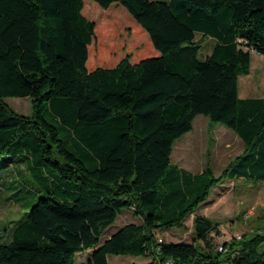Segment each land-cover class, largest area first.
Masks as SVG:
<instances>
[{"label": "trees", "instance_id": "16d2710c", "mask_svg": "<svg viewBox=\"0 0 264 264\" xmlns=\"http://www.w3.org/2000/svg\"><path fill=\"white\" fill-rule=\"evenodd\" d=\"M91 1L0 0V163L18 156L26 174L18 173L39 194L0 230V264H75L88 249L79 264H112L109 254L145 264H264L262 235L215 248L216 223L195 214L224 180L264 181V97L238 95L251 53L264 57V0ZM112 4L148 44L100 51L98 27L123 23L108 16ZM204 38L213 47L199 59ZM25 96L29 114L4 99ZM198 114L243 142L219 175L209 162L198 172L171 162ZM124 209L141 222L101 241ZM191 215L192 241L160 238Z\"/></svg>", "mask_w": 264, "mask_h": 264}, {"label": "rangeland", "instance_id": "374dc122", "mask_svg": "<svg viewBox=\"0 0 264 264\" xmlns=\"http://www.w3.org/2000/svg\"><path fill=\"white\" fill-rule=\"evenodd\" d=\"M87 1L90 5L94 3L91 0ZM112 6L113 9L108 12V16L112 17L113 12L119 14V19L123 23L112 20L98 27L100 51L108 55L134 50L139 44H148L145 34L140 30L137 33L136 27L131 22H126V16L125 19L123 18L121 9L124 8L119 4H112ZM126 13L130 15L127 11ZM129 27L132 28L130 35L132 39H129L127 32ZM137 38L138 41H136ZM198 38L200 34H197ZM212 47V39L204 38L198 53L199 59H204L211 52ZM238 95L242 98L264 97V57L262 55L256 52L251 53L250 71L248 74L239 76L238 79ZM4 99L18 113L29 114L31 111V99L28 96ZM243 147L242 140L232 129L219 122L210 124L207 116L198 114L193 120L192 129L175 140L171 162L191 172L200 171L209 162L214 174L219 175L224 167L242 152ZM21 162L18 156L1 159L0 230L6 226L9 227L24 216V211L29 210L39 196L30 187V183L18 173L19 169L24 175L26 174L24 165H18ZM15 191L17 196L22 197V201L15 200ZM195 214L205 215L216 223L219 234L213 236L215 248L231 238L238 239L259 234L262 235L263 241L258 246V251H264V181H249L243 178L224 180L211 190L208 200L197 208ZM192 217L193 215L188 217L181 228L173 227L161 231L160 238L173 242L192 241ZM131 222L138 224L141 219L134 216L132 210L124 209L116 220L105 228L100 240L103 241L107 235ZM196 243L198 246L201 244L198 240ZM91 251L92 249H88L77 253L75 264L86 262ZM107 259L112 264H145L150 260L147 257L121 254H109Z\"/></svg>", "mask_w": 264, "mask_h": 264}, {"label": "built area", "instance_id": "2783aa9c", "mask_svg": "<svg viewBox=\"0 0 264 264\" xmlns=\"http://www.w3.org/2000/svg\"><path fill=\"white\" fill-rule=\"evenodd\" d=\"M220 249H222V247H220Z\"/></svg>", "mask_w": 264, "mask_h": 264}]
</instances>
